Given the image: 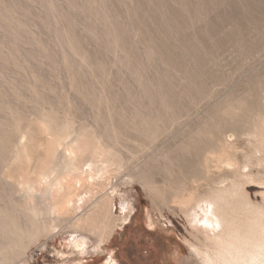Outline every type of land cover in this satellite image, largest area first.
Listing matches in <instances>:
<instances>
[{
	"label": "rangeland",
	"instance_id": "374dc122",
	"mask_svg": "<svg viewBox=\"0 0 264 264\" xmlns=\"http://www.w3.org/2000/svg\"><path fill=\"white\" fill-rule=\"evenodd\" d=\"M227 159L264 182V0H0V264H196Z\"/></svg>",
	"mask_w": 264,
	"mask_h": 264
},
{
	"label": "bare ground",
	"instance_id": "6f19581e",
	"mask_svg": "<svg viewBox=\"0 0 264 264\" xmlns=\"http://www.w3.org/2000/svg\"><path fill=\"white\" fill-rule=\"evenodd\" d=\"M234 159L237 160L236 157ZM68 161L67 166L71 170L81 171V167L75 164L73 157L68 158ZM224 163L226 165L225 173L218 180H212L208 191L195 198L189 207V213L186 212L192 227L190 233L193 240L186 239L185 244L190 249L196 264H264V205H255L249 199L247 195L249 189L246 186V183L251 181L260 184L264 182L262 179L256 180L251 176L247 170L249 164L246 161L240 166L229 159ZM103 171L108 172L107 167H99L96 174ZM54 172L55 170H52L50 174H47L48 172L44 171L41 177L47 181L48 176ZM55 180L56 178L47 181L50 190L56 187ZM66 197L64 196L63 200L58 203L52 196L48 201L50 212L57 214V211L61 212L64 209L68 211L69 204L71 205L72 202V192L70 191V198ZM95 208V212L89 218L79 216L73 223L77 225L81 219H86V222L90 220L93 224L107 223L113 210H111L108 200L103 199L97 202ZM131 211H126L127 213L123 214L124 222L130 216ZM71 225L73 226V224ZM91 226L93 227V225ZM101 239L96 246L97 250H101L106 242ZM86 241L82 238L75 239L72 246L73 251L85 254L87 252ZM77 264H82V261L79 260Z\"/></svg>",
	"mask_w": 264,
	"mask_h": 264
}]
</instances>
